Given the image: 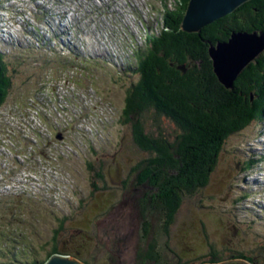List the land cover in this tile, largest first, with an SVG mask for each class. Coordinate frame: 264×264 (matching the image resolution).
I'll use <instances>...</instances> for the list:
<instances>
[{
    "label": "rangeland",
    "instance_id": "374dc122",
    "mask_svg": "<svg viewBox=\"0 0 264 264\" xmlns=\"http://www.w3.org/2000/svg\"><path fill=\"white\" fill-rule=\"evenodd\" d=\"M76 1L0 0L11 83L0 106V264L44 262L60 241L84 264H153L152 247L158 264H209L212 254L264 264V121L226 139L206 186L183 192L169 223L156 190L136 182L149 154L123 116L147 27L161 31L173 0ZM141 127L154 139L179 135L153 111Z\"/></svg>",
    "mask_w": 264,
    "mask_h": 264
},
{
    "label": "trees",
    "instance_id": "16d2710c",
    "mask_svg": "<svg viewBox=\"0 0 264 264\" xmlns=\"http://www.w3.org/2000/svg\"><path fill=\"white\" fill-rule=\"evenodd\" d=\"M188 3L173 0L174 9L164 8L161 31L147 32V51L136 62L139 80L127 92L123 116L125 122H133L136 147L149 154L133 169L139 171L136 182L156 190L151 198L169 223L180 208L183 192L206 186L226 139L264 121V54L242 70L231 89H226L213 74L207 50L210 45L226 42L232 33L264 34V0H250L198 33L182 30ZM3 58L0 55V106L11 88ZM147 111L174 123L179 134L174 142L144 133L141 119ZM145 204L148 202L143 197L140 206ZM60 247L61 241L44 262L34 260L30 264H44L54 254L68 256ZM236 259L253 261L242 254L226 259L212 254L208 263ZM147 260L159 263L154 247Z\"/></svg>",
    "mask_w": 264,
    "mask_h": 264
},
{
    "label": "water",
    "instance_id": "95a60500",
    "mask_svg": "<svg viewBox=\"0 0 264 264\" xmlns=\"http://www.w3.org/2000/svg\"><path fill=\"white\" fill-rule=\"evenodd\" d=\"M250 0H189L182 22L185 33H198L201 28L233 13ZM264 51V34L259 32L232 33L226 42L208 49L212 70L217 80L231 89L242 70ZM44 264H84L78 259L52 255ZM216 264H254L245 260H229Z\"/></svg>",
    "mask_w": 264,
    "mask_h": 264
},
{
    "label": "bare ground",
    "instance_id": "6f19581e",
    "mask_svg": "<svg viewBox=\"0 0 264 264\" xmlns=\"http://www.w3.org/2000/svg\"><path fill=\"white\" fill-rule=\"evenodd\" d=\"M76 1V0H75ZM88 1H91V0H88ZM100 1V3H103L104 5H107V2L106 1H103V0H99ZM77 2V1H76ZM84 2H85V0H84ZM93 2H97L96 0H94ZM94 3V4H95ZM98 3V2H97ZM72 4H74V3H72ZM77 4L78 5H83V4H80V3H78L77 2ZM88 5H89V3H88ZM96 5V4H95ZM89 7H92V6H89ZM36 8H38V6H36ZM46 9H47V7H45ZM98 8H100L98 5H96L95 7H94V11L97 13L98 12ZM46 9H44L43 10V12L44 11H46ZM51 9V8H50ZM53 9V8H52ZM51 9V10H52ZM56 10H57V8H56ZM62 11H64L61 15H59V16H57V15H55L56 16V18H55V20L54 21H56V22H60L61 24H62V22H63V20H64V15L66 14V13H70V14H72L73 12H74V9H73V11H72V9H69V10H62ZM117 14L118 13H120L121 15H122V12H120V10H118V9H116L115 8V10H114ZM52 12H53V10H52ZM54 13V12H53ZM55 14V13H54ZM95 14V13H94ZM44 15H45V20H49L48 19V17H46V14H45V12H44ZM95 22V21H94ZM46 23V21L44 22V24ZM142 23V22H141ZM99 24V23H98ZM105 25H106V23L104 22V21H102V26L101 27H99V29H103V28H105ZM45 26H46V24H45ZM54 27H56V28H58L59 29V31L58 30H55L58 34L60 33V35H62V33H61V31H64L65 30V26L63 25V26H60V25H58V26H55L54 25ZM32 30V29H31ZM94 30H95V28H94ZM42 34V33H41ZM59 35V38H62V36H60ZM40 36V35H39ZM39 36H38V38H39ZM75 36V38H77V36L79 37V36H81L80 34H76V35H74ZM1 38L3 37V36H0ZM102 37H104V36H102ZM4 38V37H3ZM40 38H42V37H40ZM39 38V39H40ZM10 42V41H9ZM12 42V41H11ZM67 44V43H66ZM65 44V45H66ZM23 77V76H22ZM18 78V77H17ZM17 167V166H16ZM21 169V168H20ZM38 186V185H37ZM31 201V200H30ZM236 260H241V259H236Z\"/></svg>",
    "mask_w": 264,
    "mask_h": 264
},
{
    "label": "clouds",
    "instance_id": "9594fccd",
    "mask_svg": "<svg viewBox=\"0 0 264 264\" xmlns=\"http://www.w3.org/2000/svg\"><path fill=\"white\" fill-rule=\"evenodd\" d=\"M149 29V28H148ZM150 30H148L147 32H149ZM146 39H147V35L145 36V43H146Z\"/></svg>",
    "mask_w": 264,
    "mask_h": 264
}]
</instances>
